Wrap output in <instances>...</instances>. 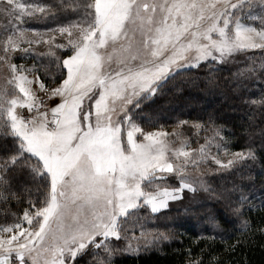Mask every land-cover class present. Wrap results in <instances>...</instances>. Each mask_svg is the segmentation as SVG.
Here are the masks:
<instances>
[{
    "label": "snow or ice",
    "instance_id": "1",
    "mask_svg": "<svg viewBox=\"0 0 264 264\" xmlns=\"http://www.w3.org/2000/svg\"><path fill=\"white\" fill-rule=\"evenodd\" d=\"M61 13L66 22L54 28L20 27ZM41 42L59 72L47 86L39 72L48 65L31 55ZM256 49L264 54V0H0V264H115L175 238L145 224L184 200L185 211L206 222L208 239L227 243L225 225H241L243 243L224 251L264 236V219L253 224L246 213L255 206L234 181L257 163L264 170V96L251 101L259 122L252 111L235 151V134L211 113L178 119L172 132L145 119L178 78L207 69L215 83L225 65ZM17 51L33 64L15 63ZM184 126L195 130L197 147ZM13 200L27 207L14 212ZM208 248L207 260L201 248L186 264H224Z\"/></svg>",
    "mask_w": 264,
    "mask_h": 264
},
{
    "label": "trees",
    "instance_id": "2",
    "mask_svg": "<svg viewBox=\"0 0 264 264\" xmlns=\"http://www.w3.org/2000/svg\"><path fill=\"white\" fill-rule=\"evenodd\" d=\"M261 55L251 53L247 56L245 65L239 69L243 75L238 79L230 75L235 74L237 68L223 67L222 71L217 73L219 79L215 83L208 82L205 75L207 69H193L191 74L178 78L176 87L168 96L146 110L145 119L154 116L160 125L166 127L175 125L178 119L206 118L211 113L218 123L225 126L227 132L235 134L232 137V150L240 149L246 142L244 129L248 127V117L252 111L256 112L257 123L259 122L260 105L252 104L251 101H259L261 96H264V69L254 73L245 70L251 59H260ZM233 79L235 83L230 82ZM236 84L241 86L237 88ZM234 181L242 186L243 193L250 200L264 203V170L259 163L246 172L243 178L237 175ZM11 203L14 212H22L27 207L26 200L21 204H17L15 200ZM246 214L253 224L264 219V209L260 207H254ZM8 219L12 220L13 217L9 216ZM150 220H154V228L158 232L175 233V238L163 241L158 247L139 255L117 256L115 264H186L187 260L197 258L201 248L205 249L203 259L207 260L209 245L210 250L216 253L224 264H264V236L259 234L251 237L250 244L237 246L235 252L224 251L227 245L236 244L238 240L243 243L245 239L239 231L241 225L238 222L225 225L228 229L223 234L227 241L225 243L220 235H216L215 240L208 239L213 234L205 231L206 222L199 220L191 212L173 209L157 213ZM2 221L3 215L0 214V222ZM136 231L137 229L135 233ZM248 235L251 236V233ZM189 248L192 251L191 256L187 254Z\"/></svg>",
    "mask_w": 264,
    "mask_h": 264
},
{
    "label": "rangeland",
    "instance_id": "3",
    "mask_svg": "<svg viewBox=\"0 0 264 264\" xmlns=\"http://www.w3.org/2000/svg\"><path fill=\"white\" fill-rule=\"evenodd\" d=\"M69 2H71V0H69ZM71 18V17H69ZM65 14L61 13L57 19H52V18H44V19H29V18H25V21L23 22V24L20 25V27L22 28H28V29H38L43 31L46 28H54L57 26V24L60 23H65ZM33 34L32 32H27L26 33V37H31ZM66 35V34H65ZM56 40L57 42H64L63 41V37H61L60 35L56 36ZM28 45L26 43L22 42V47H27ZM48 44L41 42L40 44H33L32 48L34 49V51L32 52V57H35V63H37L38 65L43 64V65H48L47 69H45L44 67H41L40 72H39V77L40 80L43 81L46 86L51 84L53 82V78L54 76H58L59 72L57 70V68L55 67L54 64H50V57L47 55L48 52ZM64 51L66 50H58V54L59 55H63ZM41 53H44L45 55H41ZM251 53H261V51L259 49L256 50H250L246 55L245 54H240L237 56L236 60L234 61H230L227 65H225L224 67H230V68H237L240 69L242 68V65H245L244 60L247 59V56H249ZM21 53L19 51H17L14 54V62L17 64L20 63H24L27 66H31L33 64V59L27 58L24 60L19 59ZM254 68L255 71H260L264 69V54L261 55L260 59H251V62L247 65V70H245V72H249V68ZM47 73V74H46ZM4 69L0 68V87H4ZM30 79H32L31 75L29 76ZM58 82V81H57ZM11 87V86H9ZM31 88L33 89V91L36 92V94L38 96H43L44 94L42 92L39 91V84L34 81L33 84L31 85ZM47 103L51 104L53 103V101L48 100L46 101ZM168 132H172L174 125L173 126H166L164 127ZM182 132L184 134V138L187 140L188 143L191 144L192 147H197V135L195 134V130L191 129L188 126H184L182 129ZM204 135V133H200V137H202ZM199 143H203V139H199ZM203 166V165H201ZM215 166V165H213ZM190 167H193L190 165ZM195 174V173H194ZM212 174H209L208 177H206V179L212 180ZM213 186H215V184H213ZM208 193L205 192H199L197 194L198 196V202L199 203H206L208 202ZM188 196L191 197L192 193L189 192ZM253 205L255 207H259L263 201H259V200H253ZM172 206L170 209H165V210H161V212L163 211H168V210H182L184 212L185 211V207L189 206L190 201L189 200H184V201H175V202H171ZM151 224V225H150ZM155 222L154 220H148L147 223L145 224V230L149 231V232H157V229H155ZM136 235L139 236L140 234V228L137 227L136 228ZM128 255H132V254H128Z\"/></svg>",
    "mask_w": 264,
    "mask_h": 264
}]
</instances>
